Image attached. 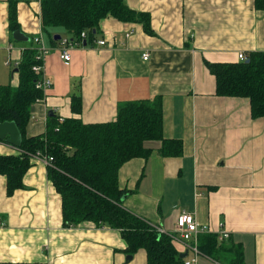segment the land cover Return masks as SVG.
Instances as JSON below:
<instances>
[{
	"label": "crops",
	"instance_id": "obj_1",
	"mask_svg": "<svg viewBox=\"0 0 264 264\" xmlns=\"http://www.w3.org/2000/svg\"><path fill=\"white\" fill-rule=\"evenodd\" d=\"M15 1L26 42L13 40L9 0H0V83L9 76L16 83L12 87L18 85L15 70L23 51L43 35L40 2ZM124 3L149 14L152 34L140 23L107 17L92 43L69 51L68 64L60 59L58 45L44 38L51 48L44 75L52 85L32 105L26 136L44 134L53 118L110 122L119 105L161 97L163 138L180 141L181 154L164 156L162 141L144 142L148 156L129 160L118 172L119 187L127 192L123 207L165 232L175 229L181 214H190L208 228L199 237L212 235L225 246H240L243 264H264V117H251L246 98L217 96L206 67L264 52V0L261 8L255 0ZM73 96L81 100L79 114L72 112ZM17 152L0 141V155ZM30 164L22 188L11 194L0 175V264H148L144 250L127 260L119 230L90 222L63 226L61 197L48 178V165L33 157ZM220 231L229 237L219 240ZM172 244L185 253L180 243ZM200 256L197 264H218Z\"/></svg>",
	"mask_w": 264,
	"mask_h": 264
},
{
	"label": "trees",
	"instance_id": "obj_2",
	"mask_svg": "<svg viewBox=\"0 0 264 264\" xmlns=\"http://www.w3.org/2000/svg\"><path fill=\"white\" fill-rule=\"evenodd\" d=\"M40 22L43 37L57 44L55 35L68 37L71 42L92 43L100 22L111 17L124 23H140L152 34L149 14L130 9L124 0H40ZM256 7L263 0H255ZM8 29L19 30L16 1L9 0ZM86 33L81 40L80 34ZM34 47L23 51L17 65L18 85H0V123L14 122L22 137L15 155H0V175L6 177L7 193L22 188V178L30 168V158L37 153L52 157L47 175L61 197L63 226L76 227L82 222L96 227L119 230L126 244L124 252L134 255L144 250L148 264H183L171 239L146 221L123 207L127 192L120 189L118 172L123 164L134 158H145L149 150L143 144L149 140L162 141L161 154L179 156L181 143L165 140L162 132V100L133 101L119 105L113 121L84 124L78 118L63 119L48 124L40 136L27 137L25 127L30 110L42 91L35 88L39 79L32 68ZM248 60V62H245ZM216 82V95L246 98L253 119L264 117V52H251L237 63H206ZM75 114L81 111L78 96L71 99ZM198 249L218 264H243L238 245L225 246L215 236L198 237Z\"/></svg>",
	"mask_w": 264,
	"mask_h": 264
},
{
	"label": "built area",
	"instance_id": "obj_3",
	"mask_svg": "<svg viewBox=\"0 0 264 264\" xmlns=\"http://www.w3.org/2000/svg\"><path fill=\"white\" fill-rule=\"evenodd\" d=\"M40 1V0H38ZM81 40L86 38V33L82 32L80 34ZM35 60L38 62L33 66V73L39 77L36 81L35 88L42 91L44 94L48 89H50L52 83L49 78L44 75V59L46 55L50 52L51 48L45 44L44 37L42 34L35 36L33 39ZM99 45H103L104 41H98ZM59 57L65 63L70 62L71 56L69 51L75 47L81 46V41L71 42L68 37H61L57 43ZM246 57L243 54L238 55V59L243 61ZM144 61L148 59V54L145 53L142 57ZM41 101V100H38ZM37 101V102H38ZM34 159L42 160L45 164H49L52 161V157L40 156L36 154L33 156ZM262 221L264 222V213L262 215ZM156 232L160 234L167 235L172 242L180 243L183 247V251L187 252V257L184 258L183 264H197L198 257L201 255L198 249V237L201 233L207 232L208 228L206 226H199L194 217L190 214L183 213L181 214L177 221L175 229L171 232H165L160 228H155ZM219 240H225L229 237V234L226 231H220L216 234ZM188 254L190 256H188Z\"/></svg>",
	"mask_w": 264,
	"mask_h": 264
},
{
	"label": "water",
	"instance_id": "obj_4",
	"mask_svg": "<svg viewBox=\"0 0 264 264\" xmlns=\"http://www.w3.org/2000/svg\"><path fill=\"white\" fill-rule=\"evenodd\" d=\"M13 40L17 42H26L28 38L20 31L16 30L12 33ZM61 38L60 35H55L54 40L58 41ZM83 46H86V42H83ZM245 62H248L246 60ZM17 71V69L15 70ZM0 141H4L13 147H19L21 145L22 137L21 133L14 122H3L0 123ZM187 253L181 254L179 257L181 259L185 258ZM131 256L127 257L130 260Z\"/></svg>",
	"mask_w": 264,
	"mask_h": 264
},
{
	"label": "rangeland",
	"instance_id": "obj_5",
	"mask_svg": "<svg viewBox=\"0 0 264 264\" xmlns=\"http://www.w3.org/2000/svg\"><path fill=\"white\" fill-rule=\"evenodd\" d=\"M8 71V70H7ZM5 81L0 83V84H10V85H15V81L13 80V78L7 76V79H4ZM200 258H202L201 256H199Z\"/></svg>",
	"mask_w": 264,
	"mask_h": 264
},
{
	"label": "bare ground",
	"instance_id": "obj_6",
	"mask_svg": "<svg viewBox=\"0 0 264 264\" xmlns=\"http://www.w3.org/2000/svg\"><path fill=\"white\" fill-rule=\"evenodd\" d=\"M184 259V258H183Z\"/></svg>",
	"mask_w": 264,
	"mask_h": 264
}]
</instances>
